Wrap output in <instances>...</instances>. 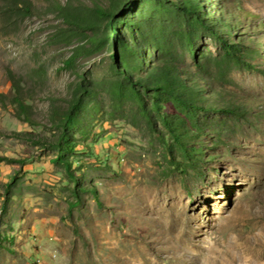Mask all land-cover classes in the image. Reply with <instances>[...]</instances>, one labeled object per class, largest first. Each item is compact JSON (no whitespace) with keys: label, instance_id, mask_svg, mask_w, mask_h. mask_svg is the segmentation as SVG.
<instances>
[{"label":"rangeland","instance_id":"rangeland-1","mask_svg":"<svg viewBox=\"0 0 264 264\" xmlns=\"http://www.w3.org/2000/svg\"><path fill=\"white\" fill-rule=\"evenodd\" d=\"M11 1L0 0V264H264V0H198L201 16L232 26L223 34L242 42L241 62L183 0H30L31 14ZM98 7L119 14L114 31ZM117 37L179 66L203 107L158 111L151 93L146 115L121 91ZM84 90L67 154L77 202L53 143Z\"/></svg>","mask_w":264,"mask_h":264},{"label":"trees","instance_id":"trees-1","mask_svg":"<svg viewBox=\"0 0 264 264\" xmlns=\"http://www.w3.org/2000/svg\"><path fill=\"white\" fill-rule=\"evenodd\" d=\"M162 6L164 4L159 2ZM181 9L186 11L190 16L194 17L199 26L207 30L215 39L223 42L226 53L239 62L243 61L239 56V52L243 49L241 41L230 40V31L232 26L223 23V28L217 26V22H222L223 19L218 17L217 20L208 19L201 16V4L198 0H183ZM11 7H15L26 14L33 13V4L30 0H12ZM62 9V8H61ZM96 12L107 19L106 25L109 30L114 31L119 19V14L116 11L108 12L101 7H98ZM210 15V14H209ZM224 28L229 30H224ZM227 31V32H226ZM227 33L228 39L224 38ZM134 45H131L125 38L117 37L116 46L120 50V61L117 60L118 53L113 51L111 54L112 60L117 63L122 71L127 85L122 87V93L128 92L137 101L140 109L146 114H149L146 96L152 95L155 98V109L160 111L164 100L172 101L179 106H183L196 114L203 106L197 96L198 82L193 78H189L187 73L172 63L157 64L151 61L147 62V54L141 48L137 39H134ZM249 67L254 68L251 64ZM149 66V68H147ZM91 96L88 91H81V95L77 96L70 104L67 112L60 122L61 133L59 138L53 143V147L58 151L56 163L63 165L69 179L74 183L73 195L80 201L81 193L84 187L81 185L80 178L76 176L72 161L67 157L68 153H75V141L72 131L78 128L81 124V112L83 110L86 99ZM20 108L25 111L26 106L23 102H17ZM213 112H233V110L225 105L215 104L210 107ZM162 122L169 130L173 140L178 145L184 155L192 159L193 153L186 144V139L189 137L188 132L181 126L179 121L174 120L168 114L162 116ZM14 182L12 181L6 187L11 189ZM96 199H99V194L96 189L92 190Z\"/></svg>","mask_w":264,"mask_h":264},{"label":"bare ground","instance_id":"bare-ground-1","mask_svg":"<svg viewBox=\"0 0 264 264\" xmlns=\"http://www.w3.org/2000/svg\"><path fill=\"white\" fill-rule=\"evenodd\" d=\"M213 255V254H212ZM245 257V256H244ZM211 260V259H210ZM245 261V260H244ZM240 264V263H239Z\"/></svg>","mask_w":264,"mask_h":264}]
</instances>
